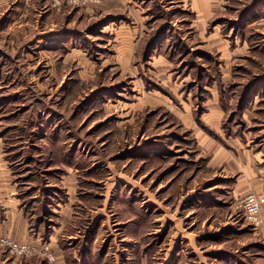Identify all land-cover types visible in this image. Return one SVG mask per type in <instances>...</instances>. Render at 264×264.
<instances>
[{
	"label": "rangeland",
	"instance_id": "374dc122",
	"mask_svg": "<svg viewBox=\"0 0 264 264\" xmlns=\"http://www.w3.org/2000/svg\"><path fill=\"white\" fill-rule=\"evenodd\" d=\"M263 191L264 0H0V264H264Z\"/></svg>",
	"mask_w": 264,
	"mask_h": 264
},
{
	"label": "built area",
	"instance_id": "2783aa9c",
	"mask_svg": "<svg viewBox=\"0 0 264 264\" xmlns=\"http://www.w3.org/2000/svg\"><path fill=\"white\" fill-rule=\"evenodd\" d=\"M241 207L248 223L255 227L264 224V191L261 194L255 192L245 194L241 199ZM0 247L8 248L11 252L21 256H29L42 252L46 255L47 259H53L48 245H42L40 248L30 242L16 241L9 236L0 237Z\"/></svg>",
	"mask_w": 264,
	"mask_h": 264
}]
</instances>
